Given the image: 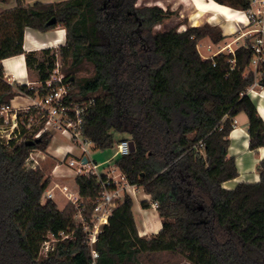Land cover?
<instances>
[{
    "label": "trees",
    "instance_id": "obj_1",
    "mask_svg": "<svg viewBox=\"0 0 264 264\" xmlns=\"http://www.w3.org/2000/svg\"><path fill=\"white\" fill-rule=\"evenodd\" d=\"M140 0H65L35 2L0 11V111L19 94L35 97L43 89L10 84L2 61L25 54L27 27L47 32L62 25L66 44L59 47L66 80L72 79L69 100H93L83 114L82 132L96 148L115 145V133L127 134L135 151L118 156L115 165L158 203L162 229L141 236L126 197L113 211L95 249L97 264H264V160L258 183L241 182L229 157V136L235 118L248 116L250 148L264 147V121L247 95L257 80L251 68L253 51L204 58L199 43L225 39L221 28L206 23L179 31L181 23L156 30L179 13ZM246 10L249 0H214ZM57 23L49 25L53 19ZM43 57V59L41 58ZM56 56L45 49L38 57L26 53L29 70L40 82L50 77ZM84 65L89 75H80ZM259 81L264 86V65ZM31 113H19L16 137H0V264H93L91 248L74 216L43 196L51 180L40 168L29 169L32 151L46 152L52 135L34 138L41 125L22 123ZM3 119L0 118V124ZM103 179L106 175L102 174ZM82 213L90 217L100 193L95 175L76 176ZM144 209L151 207L142 201ZM71 235L62 239L60 233ZM59 238L55 250L40 255L43 241Z\"/></svg>",
    "mask_w": 264,
    "mask_h": 264
},
{
    "label": "crops",
    "instance_id": "obj_2",
    "mask_svg": "<svg viewBox=\"0 0 264 264\" xmlns=\"http://www.w3.org/2000/svg\"><path fill=\"white\" fill-rule=\"evenodd\" d=\"M18 3L19 0H0V11L14 9L18 6ZM22 3L23 5L34 4L30 3L28 0H22ZM153 5L161 6L164 9L170 8L172 11L178 12L179 16L176 17L177 23H181L182 20L186 21L185 23L180 24L179 31L186 30L188 25L201 26L206 23L221 28L225 39L218 44L210 42L211 45H208V50L210 52L213 50V47L218 49L205 58L215 56L219 52L220 48L224 47L228 43H232V47L236 48L244 42L243 38H239V32L235 20L238 17H241L245 21V18L238 14L236 9L219 4L214 0H156ZM222 8H225L226 10ZM228 12H231V17L227 15ZM65 44L66 31L62 25H58L55 29L47 32H42L30 27L25 29L24 50L26 53L34 52L39 57L43 50H53ZM26 53L5 58L2 61L5 78L10 84L26 85L29 88L38 90L40 88L38 72L36 69H28ZM256 75L257 80L248 88L247 95L255 104L259 116L264 121V86H261L259 83L262 76L261 73H257ZM36 97H38V91H36L35 97L23 93L19 94L11 102V106L9 107L11 113H26L25 111L33 105ZM20 121L21 120H19V126ZM22 123L27 129H30L34 124L30 118L25 122L22 120ZM234 123V128L229 136L230 145L228 155L229 157H233L235 159L239 176L224 183L223 186L227 189H234L241 182L258 183L260 181L258 167L264 160V147H260L255 150L250 148L248 116L242 112L235 118ZM117 136L120 139H117ZM125 138H130V136L127 134L115 133L116 142L113 149L118 141ZM93 147L98 149L95 145H92V148ZM71 151H73L74 154H79L77 149H72L70 144L65 143L64 145L59 144L52 146L51 142L46 152L40 150H35L33 152L34 156L40 163L38 168L43 170L46 177L51 180L47 189L53 194L51 199L57 203L59 209L61 210L65 209V207L71 202V200L67 197V193H73L74 198L79 197V199H81L79 189L75 181L76 176L78 175L77 172H75L76 169L74 167H69L68 162H63L62 160L67 154H70ZM116 153L117 148L115 154L111 155L103 162L107 165V167H104L107 170L115 164L116 158L118 157L116 156ZM103 169L100 168V170L105 173L107 170L104 171ZM138 194L140 196V200L138 199ZM45 197H47L46 194L43 196V200L47 201L48 198L45 199ZM136 198L138 199V203L135 200ZM133 200V214L137 223L139 234L141 236H149L160 232L163 225L157 208L153 207V200L151 199V196L145 193L143 188L139 187L137 195L133 198ZM142 201L150 202L151 207L148 209L142 208ZM148 211L150 212L149 214L147 213ZM137 215L139 216V219ZM153 225L158 227L157 231H154ZM146 228L148 232L143 234L142 231H146Z\"/></svg>",
    "mask_w": 264,
    "mask_h": 264
},
{
    "label": "built area",
    "instance_id": "obj_3",
    "mask_svg": "<svg viewBox=\"0 0 264 264\" xmlns=\"http://www.w3.org/2000/svg\"><path fill=\"white\" fill-rule=\"evenodd\" d=\"M250 6L246 10L236 9L238 14L245 18L238 17L235 22L239 32V38H243L244 42L238 47L233 48L232 43L226 44L220 48L218 53L234 54L239 47H250L253 51L251 60L250 72L261 73L260 69L264 65V0H249ZM217 53V54H218ZM262 75V73H261ZM72 79L66 80L65 74L62 72V64L56 61L55 67L50 72V77L45 82H40V88L43 93L38 95L25 112L31 113L30 120L33 125H41V128L36 132L34 138H40L44 132H57L67 136L71 141L72 149H79L80 152L75 156L71 151V157L67 160L69 167H74L77 174L95 175L100 183L101 189L97 199L94 202V208L90 217L83 215L84 207H80L79 197L74 198L73 193H67V197L74 204H78L79 221L78 225L82 226L88 246L91 248L93 264H97L99 253L95 249V244L99 240L104 227L109 224L110 217L114 209L128 197H136L139 186L130 183L126 175L112 165L105 173L100 168L106 164H98L92 160L90 148L94 143L85 137L82 132L83 114L85 110L92 105L93 100L85 101L82 104H77L69 100ZM0 118L3 123L0 124V137L9 141L16 137V130L19 128V118L16 112L11 113L9 107L3 108L0 111ZM132 138H125L116 143V156L128 155L131 152ZM32 151L26 161V166L29 169L38 168L40 163L34 156ZM68 154V155H70ZM85 158L87 161H85ZM64 162V160H63ZM106 175L103 179L101 175ZM48 199H51L53 194L51 191L45 192ZM153 207L158 208V203L153 202ZM60 238H70L71 235L65 232L60 233ZM59 238L50 235L41 244L40 255L47 256L55 250L56 242Z\"/></svg>",
    "mask_w": 264,
    "mask_h": 264
},
{
    "label": "rangeland",
    "instance_id": "obj_4",
    "mask_svg": "<svg viewBox=\"0 0 264 264\" xmlns=\"http://www.w3.org/2000/svg\"><path fill=\"white\" fill-rule=\"evenodd\" d=\"M30 3H35L37 1L39 2H52V3H59V2H62V1H65V0H28ZM156 0H140L139 1V4L140 5H144V4H151L153 5V3L155 2ZM231 17V13L230 14H227ZM178 16H174L173 18H171L170 20L166 21L164 24H161V25H158L156 27V30H165V29H169L175 25H177V18ZM177 23V24H176ZM180 29V27H179ZM210 39L209 38H206L204 39V41L202 40L200 43H199V46H198V49H199V52L200 54L205 58L207 56H210L213 52H215L218 48L216 47H213V50L210 52L208 50V45L210 43ZM225 44V43H224ZM223 44V45H224ZM53 54L56 56V59L57 61H60L61 64H62V58L60 56V50H59V47L56 48V49H53ZM43 59V57H41ZM63 72V70H62ZM64 73V72H63ZM91 73V67L88 66V65H84L82 68H81V71H80V75H89ZM52 146H56V145H59V144H62L64 145L65 143L67 144H70L71 141L69 140V138L67 136H64L60 133L57 134V132H52ZM122 137V136H121ZM117 139H120L118 136H117ZM118 141V140H117ZM78 152H80L79 149H77ZM116 152V146L115 148H110V149H106V150H100V149H95L94 147L90 148V154H91V158L92 160H94L96 163L98 164H104L103 162L108 159L111 155H114ZM77 154L75 153V156ZM72 155H66L62 160H64V162H67V160L69 159V157H71ZM104 167H107V165H104L102 166L101 168L103 169ZM76 172V170H75ZM45 195V194H44ZM45 199H47V197H45ZM138 199L140 200V196L138 194ZM138 199L136 198V202L138 203ZM82 200H80L81 202ZM43 202L45 203L46 201L43 200ZM76 206L79 205L78 204H75ZM78 208V207H77ZM148 214L150 213L149 211L147 212ZM78 213H76V215L74 216L75 220L76 221H79V216H77ZM138 219H139V216L137 215ZM151 236V235H149Z\"/></svg>",
    "mask_w": 264,
    "mask_h": 264
},
{
    "label": "water",
    "instance_id": "obj_5",
    "mask_svg": "<svg viewBox=\"0 0 264 264\" xmlns=\"http://www.w3.org/2000/svg\"><path fill=\"white\" fill-rule=\"evenodd\" d=\"M57 23V19L56 18H53L48 24L51 25V24H55ZM135 151V142L132 141L131 142V152H134ZM85 161H87V159L85 158Z\"/></svg>",
    "mask_w": 264,
    "mask_h": 264
},
{
    "label": "bare ground",
    "instance_id": "obj_6",
    "mask_svg": "<svg viewBox=\"0 0 264 264\" xmlns=\"http://www.w3.org/2000/svg\"><path fill=\"white\" fill-rule=\"evenodd\" d=\"M222 9H225V8H222ZM226 10V9H225ZM222 13V12H221ZM231 12H228V14H230ZM147 196V195H146ZM146 198V197H145ZM146 222V221H145ZM144 225V224H143ZM158 225H159V222H158ZM152 226V225H151ZM149 227V226H148ZM153 227H154V231H157L158 230V227H156L155 225H153ZM149 229H150V227H149ZM152 229V228H151ZM161 229V228H160ZM153 230V229H152ZM152 230H151V232H152ZM148 231H147V228H146V231H142V233L144 234V233H147Z\"/></svg>",
    "mask_w": 264,
    "mask_h": 264
}]
</instances>
